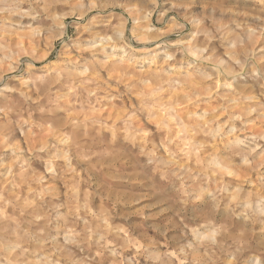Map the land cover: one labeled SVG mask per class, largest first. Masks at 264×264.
I'll use <instances>...</instances> for the list:
<instances>
[{"label":"clouds","instance_id":"1","mask_svg":"<svg viewBox=\"0 0 264 264\" xmlns=\"http://www.w3.org/2000/svg\"><path fill=\"white\" fill-rule=\"evenodd\" d=\"M0 264H264V0H0Z\"/></svg>","mask_w":264,"mask_h":264}]
</instances>
